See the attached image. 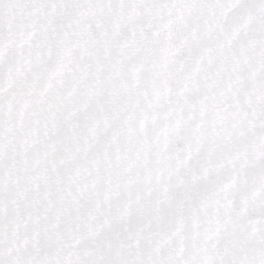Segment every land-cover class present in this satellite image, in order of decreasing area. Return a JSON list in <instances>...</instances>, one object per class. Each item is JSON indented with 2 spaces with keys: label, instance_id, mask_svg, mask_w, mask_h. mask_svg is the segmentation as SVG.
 I'll use <instances>...</instances> for the list:
<instances>
[{
  "label": "snow or ice",
  "instance_id": "snow-or-ice-1",
  "mask_svg": "<svg viewBox=\"0 0 264 264\" xmlns=\"http://www.w3.org/2000/svg\"><path fill=\"white\" fill-rule=\"evenodd\" d=\"M0 264H264V0H0Z\"/></svg>",
  "mask_w": 264,
  "mask_h": 264
}]
</instances>
